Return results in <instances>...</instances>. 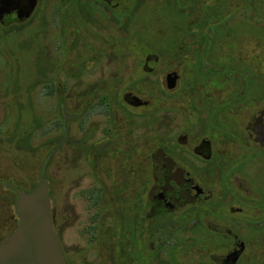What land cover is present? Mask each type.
Returning <instances> with one entry per match:
<instances>
[{
  "label": "flooded vegetation",
  "instance_id": "obj_1",
  "mask_svg": "<svg viewBox=\"0 0 264 264\" xmlns=\"http://www.w3.org/2000/svg\"><path fill=\"white\" fill-rule=\"evenodd\" d=\"M218 4L0 0V32L11 44L24 43L20 60L38 56L37 68L40 59L55 68L41 43L51 31L53 41H68L69 49L61 47L74 51V84L79 73L100 69L86 83L100 95L78 98V112H69L58 95L61 114L64 108L71 117L64 136L62 114L61 131L42 160L57 146L46 179L50 197L47 171L53 160L52 224L68 264H264V26L207 16L223 12ZM258 5L263 12L256 16L264 21V0L248 3L254 13ZM243 38L255 45L248 54L239 50ZM29 41L39 48H28ZM163 55L182 64L180 70L166 68L161 82L155 74ZM125 56L138 57L139 64L124 65ZM110 58L117 59L116 76L105 74ZM168 73L176 74L171 87ZM13 84L21 89L18 80ZM53 86L61 91L59 81ZM156 92L165 96L164 128ZM25 100L31 103L28 95ZM95 100L103 114L100 130L89 125L82 138L71 140L68 122L89 115ZM15 126L5 137L9 143ZM22 128L25 137L23 123ZM64 146L69 153L62 155ZM37 179L21 188L31 191ZM5 182L13 180L0 183L15 198L13 203L8 193L0 242L18 222L16 194ZM66 226L76 233L68 248ZM90 252L94 258L88 263Z\"/></svg>",
  "mask_w": 264,
  "mask_h": 264
},
{
  "label": "rangeland",
  "instance_id": "obj_2",
  "mask_svg": "<svg viewBox=\"0 0 264 264\" xmlns=\"http://www.w3.org/2000/svg\"><path fill=\"white\" fill-rule=\"evenodd\" d=\"M48 1L52 2L53 0ZM212 1H216V3H219V7H222L223 12L221 13V16L232 18V22L234 23L240 22L241 20H248V22L256 26H264V21H261L260 18L257 17L263 12L259 5L256 8L259 11H255V13L248 7V3L252 0H204L205 4L211 3ZM46 11H49V8H46ZM162 20L164 19H161V25ZM230 22L231 21H227L226 23ZM163 25L165 27L167 26L166 23ZM241 29L247 30L245 26L241 27ZM52 36L53 33L50 31L47 38L48 40L46 39L45 42L43 41L41 43L42 45L45 43V47L50 50L48 53V55H50L47 58L50 59V61H56L57 64L55 68H50V66H52L50 63L46 61L41 62L40 59L41 69L36 67L38 56L34 57L31 55V57L26 56L21 60L19 59L20 57L17 53L24 45L21 40H16L11 44L8 38H5L4 36L2 37L0 32V180L3 179L4 181H8L11 179L13 180V184L15 183L18 186L27 189L33 186L39 175L45 151L51 147L55 136L61 131V128L59 129V123H61L62 114L59 107L58 95H61L64 106L69 112H78L82 107V105L78 103V98L86 96L87 94H94V97H98L101 93L99 90H93L94 92L91 93V89L89 90L86 87L87 82L94 80L99 74H101L98 72L100 69L96 72L94 70L92 73H79V79H76L78 83L74 84V79L72 78L73 68L71 67L72 62L74 61V51H65L61 46L64 44L65 48L69 49L68 41L62 40L60 44L57 39L53 41ZM243 39L246 40L241 41L239 50L244 54H248V50L255 49V45H253L248 38ZM29 44L31 45V41H29ZM107 47H111V42L108 43ZM28 48L37 50L39 45L35 42L31 47L28 46ZM23 49L25 50V47ZM235 54H238V51ZM257 54H259V51ZM53 55H55V57H53ZM124 60V65L127 66L139 64L138 57L125 56ZM10 64H13L14 68H12ZM181 64L182 62L179 63L177 59L166 58L164 55L163 57H159L156 64V79L163 82L165 69L176 67L180 70ZM104 66L105 70H107L105 71V74L116 76L115 71L118 66L116 58L105 60ZM27 68L29 70L28 72L26 71ZM23 69L25 72H22L24 71ZM153 76L154 75H152L151 78H153ZM236 78L240 80L239 77ZM15 79L21 83V89L13 84V80ZM57 81L61 84L60 92L53 88V85H55V82ZM162 85H164V83ZM11 86L12 88L9 89L8 87ZM120 90L116 88L108 89V91H116V93H119ZM25 91L30 97L31 103L26 104L24 102L26 101L25 98L27 96ZM22 92L24 99L21 98ZM157 95L161 101L157 104L156 112L158 113V118L161 119L160 127L164 128L166 114L165 96L159 93H157ZM87 112L89 115H84L77 120L68 122L67 130L71 140L76 141L82 138L83 132H85L89 125H91L90 128L92 129L100 130L101 123L103 122V114L101 105L97 103V100L90 105ZM19 113H22L23 115L21 114L19 117ZM21 117H23L21 119V126L23 123L26 131L30 133L27 138L29 139V145L32 146V148L19 147L16 146L14 142L9 143L5 139L11 126L15 125L16 122L19 123ZM99 134L100 133L98 132L97 135ZM68 151V147L64 146L60 152L62 155H65L69 153ZM54 166L55 162L51 160L47 171L52 208L55 195V185L53 182ZM83 185H85V182H83L81 186ZM8 193L13 194L12 201L14 203V193L10 192L2 183H0L1 218L4 217L5 207H8L9 205L8 198H10V196ZM66 227L68 228L64 227L63 242L68 248L70 244L75 242L76 233L75 228L69 226ZM79 244L81 245L82 243ZM86 258H88L87 261L90 263V261H93L92 258H94V254L90 252L87 254ZM90 264L100 263L93 261Z\"/></svg>",
  "mask_w": 264,
  "mask_h": 264
},
{
  "label": "water",
  "instance_id": "obj_3",
  "mask_svg": "<svg viewBox=\"0 0 264 264\" xmlns=\"http://www.w3.org/2000/svg\"><path fill=\"white\" fill-rule=\"evenodd\" d=\"M175 79V73H168L167 85L171 87ZM62 114L65 136V125L71 115L64 108ZM55 148L47 154L31 191L5 182L16 194L14 209L18 222L10 235L0 242V264H68L53 229L46 179L47 164Z\"/></svg>",
  "mask_w": 264,
  "mask_h": 264
},
{
  "label": "trees",
  "instance_id": "obj_4",
  "mask_svg": "<svg viewBox=\"0 0 264 264\" xmlns=\"http://www.w3.org/2000/svg\"><path fill=\"white\" fill-rule=\"evenodd\" d=\"M207 16L218 17V16H221V13L218 11H215L214 13L207 14ZM20 112H21V109H20ZM28 112H29V110H28ZM21 114L22 113H19V117ZM21 119H22V117L20 118V122L19 123L17 122L16 126L13 129L12 142H14V144L16 146L21 147V146H26V141H27V143H28L27 148H32V146L29 145V139H27V136L30 135V133L27 132V135L24 137V131H23V128L21 126Z\"/></svg>",
  "mask_w": 264,
  "mask_h": 264
}]
</instances>
